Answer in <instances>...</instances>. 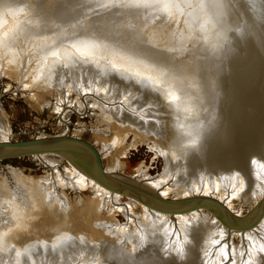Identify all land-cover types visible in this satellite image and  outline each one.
Segmentation results:
<instances>
[{"label":"bare ground","instance_id":"obj_1","mask_svg":"<svg viewBox=\"0 0 264 264\" xmlns=\"http://www.w3.org/2000/svg\"><path fill=\"white\" fill-rule=\"evenodd\" d=\"M172 1L164 0L167 6H170L169 3ZM175 2L179 7L177 13L184 20L183 30L187 29L193 36L183 33L175 40V45L179 46V42H182L181 44L187 47V51L191 52V56L181 58L183 54H178L176 51L170 56L176 58L181 75L192 78L194 86L198 83L203 85L207 80L197 77L194 70L187 67L188 64L196 62L200 66L199 70L205 71L208 66L205 62L214 52L215 55L208 69L210 92L205 91L203 86L199 90L194 88L196 90H193L194 92L191 89L193 86L190 87V94L179 92L176 88H179L180 83L175 79L174 69L171 67L173 60L164 54L165 51L163 53L165 56L159 59H152L147 55L141 57L143 62L138 61L140 64L136 65L109 57L97 47L82 43L78 39L63 42L59 48L48 53L36 65L35 77L40 79L41 83L57 88L58 91L68 86L70 90L74 89L76 92L103 93L105 99L101 100L100 104L107 120L103 131L107 134L106 144L109 145L107 147L113 148L114 153L123 151L127 147L123 143L127 134L132 132L142 134L148 140L161 142L159 150L166 158V165L172 164L179 168V171L183 169L185 175L181 178L190 182L188 188L193 186L195 191L220 190L221 187L215 183L209 185L211 182L206 184L199 182L205 173L214 175L221 182L225 176L229 177V174L235 176L236 180H226L225 188L229 192L235 190L234 188L232 191L231 186L237 187L240 182H245L248 189L259 185L264 187V0H175ZM16 3V0H0V8L3 11L9 9L10 16L18 11ZM36 20L38 22V18ZM6 25L8 24H4L0 19L1 31ZM37 27L38 25L35 28ZM31 41L33 42L32 39ZM108 42H106L108 46L110 45L118 53L114 44ZM189 42L192 43L191 46ZM200 45L208 51V58L205 61L198 48ZM120 50L121 52L123 50V53L125 51L124 47ZM133 52L135 54L134 50ZM160 64L165 65L161 77L148 69V65ZM14 66L18 67V63L15 62ZM190 78L186 80H191ZM165 83L169 84L171 91L167 90ZM118 91L122 95L126 94L119 97ZM148 92L149 95L154 94L163 101L162 105L167 113L163 125L162 122L154 124L148 120V116H151L148 115L150 110L147 105ZM168 93L176 97V103L172 104L173 99ZM188 107L191 109L188 114L197 118L194 123L187 116L182 118L183 114L186 115L182 110ZM179 114H182L181 118ZM192 140H196L194 146L190 143ZM134 144L135 141L131 145ZM70 154L72 156L69 164L73 170L65 173L66 175H58L55 179L57 182L25 175L21 170H12L15 187L4 197L0 195V264H55L56 262V264H75L80 261H84L82 264H106V257L112 258L110 260L114 264H264V237L258 242L260 243L258 246L250 249L249 256L252 253L257 254L256 258L241 256L236 259L226 248L227 243H223L224 238L219 234H213L205 223L194 226L189 224L190 226L179 229L173 223L177 218H186L184 214L186 212L168 213L157 209L172 205L179 208L183 206L181 202L164 200L162 194L165 191L161 190L162 194L160 193L158 180L145 183L134 176L119 174L113 169V171H105L108 183L137 192L143 197L144 202L136 197H130L141 202L145 211H156L159 215L169 214L173 223L170 226L168 224V228H162L158 222L160 217H157L156 222L155 217L150 215L147 216L148 221L145 222L144 228L138 229L139 231L136 229L140 233L139 248L147 249L148 242L149 244L151 242L150 245L156 249V252L152 253V250L151 254H148L147 260L140 259L137 263L130 250L119 247H112L111 251L107 250L105 256L100 255V252L98 254V250L87 242L86 235L88 230L102 232V227L100 226L99 229L97 222L99 212L97 206L102 198L100 197L98 203L87 201L85 206L81 207V203L76 205L74 210H70L67 200L58 195L56 185L73 186L75 190L93 185L101 192V196L104 194L121 196V193L102 186L92 176L93 158L89 152L84 149H72ZM261 178L262 183H260ZM247 193L256 194L252 191ZM197 195L212 196L200 193L174 199H187ZM148 202L157 208L148 206ZM205 207L223 223L227 229L225 235L233 231H241L242 234L246 233L249 236L251 232L264 230V221L258 224L264 215L263 201L243 218H235L230 214V210L228 211L229 208L225 209L209 200H206ZM196 210L190 211L196 212ZM166 224L167 222L164 226ZM124 231L128 233L129 229L124 227L122 232ZM149 249L148 253H150ZM112 251L114 253H111ZM120 259L122 260L119 261Z\"/></svg>","mask_w":264,"mask_h":264},{"label":"rangeland","instance_id":"obj_2","mask_svg":"<svg viewBox=\"0 0 264 264\" xmlns=\"http://www.w3.org/2000/svg\"><path fill=\"white\" fill-rule=\"evenodd\" d=\"M24 1L16 0L18 11L10 16L8 13L9 9H7L8 11H3V9L0 8V19L4 22V24H8L2 28V31L0 30V99H2L0 103V141L7 139L22 140L48 135H74L94 142V144L102 152L105 171L114 170L124 176H134L145 183L158 180L160 183L159 191L161 194V190L165 191L162 196L166 199L181 198L183 196L200 193L206 195L210 194L212 197L226 202L223 203L226 204V207L228 206L227 208H229L230 212L238 218L245 217L258 205L264 195V191L262 192L264 187L259 185L258 187L248 189L245 182H240L237 184V187L232 188L231 186L230 189L234 190L235 188V190H232L233 192H229L225 188L227 187V185L225 186L226 180H236V177L231 174H229V177L224 175L225 178L222 179V182L214 175L207 173L200 178L199 182L202 181V183L205 184L211 182L209 185L215 183V185H219L221 187L220 190L211 192L208 191V189L195 191L193 186L188 188L190 182L181 178L182 175H185L183 169L182 171H179V168H176L172 164L166 165V158L160 154L161 151L159 150V147L162 145L161 142L148 140V138L146 139L142 134L138 135L133 132L127 134L123 141L127 147L123 151H115L114 153L113 148L107 147V134L103 131V128H106L105 123L107 122L100 104V101L105 99L103 93L76 92L74 89L70 90L68 86L63 87L58 91L57 88L47 86L46 84L41 83L40 79H36L35 77L36 65L44 59L48 53H51L59 48L63 42L65 43L78 39V41L82 43L97 47L109 57L136 65L143 62L141 57L146 55L150 56L152 59H159L161 56H165L164 54H166L167 57L169 56V58H172L173 60L174 65L172 64L171 67L174 69L175 79L180 83L179 88H176L179 92L190 94L191 89L192 92H194L196 91L194 88L199 90L201 86L204 87L205 91L210 92L208 69L210 67V61L215 55L214 52L209 55V60L205 62L208 65L205 71L201 69L199 70L200 66L196 62H191V67L188 64L187 67L194 70L197 77H202L207 80L203 85H199L198 83L194 86L193 84L195 83H193L192 78L184 76V74H182V77L181 72L178 70L179 65L177 66L178 63L176 58L170 56L171 53L173 54L175 51L178 54H183L181 55V58L191 56V52L187 51V47L181 44L182 42H179V46L175 45V40L183 33H188L189 36H193V34L187 29L186 31L183 30L184 20L183 17L177 13V11H179V7L177 6L175 0L169 3L170 6H167L164 0ZM60 3L61 5H59ZM153 8H155V10ZM20 9H23V11H20ZM43 12L44 14H42ZM63 13H65V15ZM24 14H26V16ZM58 15L64 18L62 19ZM36 16L38 18V22L36 20ZM55 16L60 18H55ZM151 16H153V18ZM47 17L50 20L47 19ZM19 18H21V20ZM52 18L55 20L53 21ZM172 18L173 20H171ZM68 19L70 21H68ZM30 20L32 22L34 21L33 23L36 22L38 24L34 25L30 22ZM50 21L53 22L50 23ZM37 25L38 27H41H39V29L38 27L35 28ZM176 26L178 27L176 28ZM180 27L182 28L179 29ZM103 31L106 33H103ZM87 32L88 34H86ZM97 34H99L100 37ZM15 35H17L19 39ZM21 35L26 37L23 38L22 36L21 38ZM69 37L74 38H70L68 40ZM22 39H25V41H22ZM97 40L98 42H95ZM104 40L114 44L118 53L114 51L110 45L108 46ZM189 43L188 44L191 46L192 43ZM97 44L99 47L96 46ZM102 45L105 46L103 47ZM123 47L125 50L124 53L123 50L122 52L120 50L123 49ZM198 48L200 54L205 57L203 59V61H205L206 58H208V51L201 45L198 46ZM133 50L135 51V54H133ZM150 58L148 57L149 60H151ZM15 62L18 63V67L14 66ZM152 62L155 63V61ZM164 66V64L148 65V69L161 77L165 69ZM189 78L191 80H186ZM164 85L167 84L165 83ZM168 85L167 90L171 91V87ZM190 87L192 88L190 89ZM125 94L126 93L123 95ZM130 94H132V92ZM168 94L171 98L174 97L172 93ZM123 95L118 91L117 96L123 97ZM152 95H149L148 92L149 101L147 105L150 109L148 110V115H151L148 116V120L154 124H160L162 122L163 125L167 115L165 112L166 108L162 105L163 101L158 96L154 95V97ZM174 100L172 104L176 103V100ZM190 110L191 109H189V107L183 109L182 112L186 113V115H181L182 118H186L187 116L191 122L194 123L197 118L188 114L190 113ZM202 111L203 109L201 108V112ZM181 115L179 114L178 116L181 118ZM133 141H135V144L131 145ZM13 169L21 170L23 174L33 176L35 178L43 177L48 181L51 179L52 182L56 181L55 179L58 178V175H66L65 173H69L73 170L70 167L69 160L54 153H46L40 157L35 155L4 157L0 159V195L3 197L8 194L10 189L15 187L12 175ZM191 181H193V179ZM262 181L263 179L261 178L260 183H262ZM90 186L75 190L73 186L64 187L63 185H56L58 195L62 199L67 200L68 208L70 210H74L75 206L81 203V207L85 206L87 201L92 203L96 201L98 203V201H100V197L102 198L101 203L98 205L99 207L97 206L99 210L97 220L99 224L98 228L100 229L102 227V232H92V230H88L86 235L87 242L97 249L98 254L101 253L100 255L104 254L105 256L107 250L111 251L112 247H119L127 249L128 251L130 250L137 263L140 259L147 260L148 254H151L152 250V253L156 252V249L150 245L151 242L150 244L148 242L147 249H143L141 247L139 248L140 233L137 232V230L144 228L145 222L148 221L147 216L150 215L155 217V221L158 219L157 217H160V220H158L159 225L162 228H168L173 223L170 221L171 219L169 218V214L163 213V215H159L156 211H145L140 204L141 202L123 194H121V196H111L109 194L101 196V192L99 190H97L93 185ZM189 190H193V192H189ZM251 191L256 194L247 193ZM234 193L236 195H234ZM184 214L186 218H177L176 222L173 223L176 225V228L180 229L184 226H190L189 224L194 226L203 225L205 223V225L210 227V231L213 234H219L221 238H224V240L222 239L223 243H227L226 248L232 252V256L236 259H239L241 256L248 257L251 254L250 249L258 246L260 244L258 242H260V240L264 237V230L251 232L249 236L246 235V233L242 234L241 231H233L230 232L229 235H225L227 229L223 226V223L212 212L205 208L197 209L196 212L189 211ZM263 221L264 215L258 224H262ZM165 222H167V224L164 226ZM124 227L129 229L128 233L126 231L122 232V228ZM124 233L127 234L124 235ZM252 240H254V242H252ZM135 241L137 245H135ZM83 243L84 242H82V244ZM148 249L150 253H148ZM243 251L246 252L244 253ZM111 253H114V251ZM249 257L256 258L257 254L252 253ZM106 259V264H114L110 260L112 258L106 257ZM121 260L122 259L119 261ZM83 262L84 261H80L75 264H82Z\"/></svg>","mask_w":264,"mask_h":264},{"label":"water","instance_id":"obj_3","mask_svg":"<svg viewBox=\"0 0 264 264\" xmlns=\"http://www.w3.org/2000/svg\"><path fill=\"white\" fill-rule=\"evenodd\" d=\"M2 99H0L1 103ZM75 149H84L89 152L93 158V172L92 176L104 187L119 192L126 196L136 197L138 200L144 199L137 192H133L130 189L120 188L115 184L108 183L106 180L107 174L104 169V162L102 153L99 148L94 144V142L84 139L82 137L69 135V134H61V135H48V136H39L34 138L22 139V140H1L0 141V159L9 156H21V155H35L40 157L46 153H54L58 154L67 160L71 159L72 156L71 151ZM114 178H119V176H112ZM128 177V176H127ZM121 178V177H120ZM174 199V198H173ZM164 199L166 201H174V203L181 202L183 203L182 207H175L172 205L171 207L157 208L156 206L150 204L148 202V206L153 208H157L158 210H162L164 212H188L192 209H201L206 208L205 202L209 200L211 202L218 203L225 209L226 204L221 202L220 200L212 197V196H193L190 198H182V199ZM176 201V202H175ZM264 203V197L260 200V202ZM229 211V209H228ZM230 212V211H229ZM235 218L236 217L232 212H230ZM242 228V227H241Z\"/></svg>","mask_w":264,"mask_h":264},{"label":"clouds","instance_id":"obj_4","mask_svg":"<svg viewBox=\"0 0 264 264\" xmlns=\"http://www.w3.org/2000/svg\"><path fill=\"white\" fill-rule=\"evenodd\" d=\"M20 11H23V9H20ZM190 143L194 146L196 144V140H192Z\"/></svg>","mask_w":264,"mask_h":264},{"label":"snow or ice","instance_id":"obj_5","mask_svg":"<svg viewBox=\"0 0 264 264\" xmlns=\"http://www.w3.org/2000/svg\"><path fill=\"white\" fill-rule=\"evenodd\" d=\"M53 55H55V53H53ZM172 99L174 100V99H176V97H172Z\"/></svg>","mask_w":264,"mask_h":264}]
</instances>
